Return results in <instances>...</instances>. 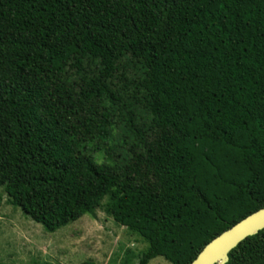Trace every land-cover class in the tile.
Segmentation results:
<instances>
[{
	"label": "trees",
	"instance_id": "1",
	"mask_svg": "<svg viewBox=\"0 0 264 264\" xmlns=\"http://www.w3.org/2000/svg\"><path fill=\"white\" fill-rule=\"evenodd\" d=\"M115 78L135 88L123 164L96 157ZM0 188L48 233L109 197L137 264H190L264 206V0H0ZM225 264H264V229Z\"/></svg>",
	"mask_w": 264,
	"mask_h": 264
},
{
	"label": "rangeland",
	"instance_id": "2",
	"mask_svg": "<svg viewBox=\"0 0 264 264\" xmlns=\"http://www.w3.org/2000/svg\"><path fill=\"white\" fill-rule=\"evenodd\" d=\"M127 79L142 76L140 64L129 62L125 69ZM113 83L122 88L126 105L116 103V123L111 128L107 154H97L98 162L123 164L133 142L132 134L123 116L134 86L124 87V81L115 78ZM136 111L145 116L138 105ZM105 197L101 208L86 214L57 230L48 233L41 224L33 221L19 207L11 204L9 196L0 188V264H137L148 244L137 233L114 221L107 212ZM148 264H172L161 256Z\"/></svg>",
	"mask_w": 264,
	"mask_h": 264
},
{
	"label": "water",
	"instance_id": "3",
	"mask_svg": "<svg viewBox=\"0 0 264 264\" xmlns=\"http://www.w3.org/2000/svg\"><path fill=\"white\" fill-rule=\"evenodd\" d=\"M262 229H264V206L214 237L190 264H225L230 250Z\"/></svg>",
	"mask_w": 264,
	"mask_h": 264
}]
</instances>
